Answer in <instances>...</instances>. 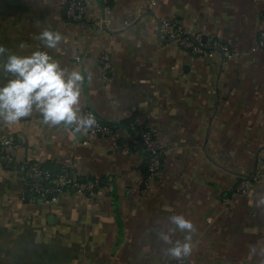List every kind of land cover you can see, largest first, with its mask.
Instances as JSON below:
<instances>
[{
    "label": "crops",
    "instance_id": "0c3cea01",
    "mask_svg": "<svg viewBox=\"0 0 264 264\" xmlns=\"http://www.w3.org/2000/svg\"><path fill=\"white\" fill-rule=\"evenodd\" d=\"M85 2L90 21L76 22L66 0H0V44L20 55L41 48L81 71V114L90 109L118 133L86 145L88 131L46 124L36 109L16 123L0 119V139L18 145L17 161L56 173L72 165L100 181L94 195L71 191L47 203L0 161V264H264V175L236 193L264 164V0ZM164 18L230 50L195 56L164 38ZM45 28L62 34L57 49L36 38ZM9 78L0 71V84ZM130 124L156 131L165 145L155 180ZM173 214L194 226L187 257L168 255L158 237L184 239Z\"/></svg>",
    "mask_w": 264,
    "mask_h": 264
},
{
    "label": "clouds",
    "instance_id": "9594fccd",
    "mask_svg": "<svg viewBox=\"0 0 264 264\" xmlns=\"http://www.w3.org/2000/svg\"><path fill=\"white\" fill-rule=\"evenodd\" d=\"M46 49H57L63 39L59 31L45 28L36 37ZM21 48L26 47L22 42ZM0 71L10 74L6 83L0 84V119L5 123H16L38 110L44 123L63 126L75 135L88 131L97 124L91 113L82 115L79 109L82 82L81 71L61 67L48 51L37 48L28 55L10 52L0 44ZM173 230L185 233L184 239L172 240L164 232L158 237L169 244L168 255L183 258L192 251L191 233L193 223L183 214L169 217Z\"/></svg>",
    "mask_w": 264,
    "mask_h": 264
},
{
    "label": "built area",
    "instance_id": "2783aa9c",
    "mask_svg": "<svg viewBox=\"0 0 264 264\" xmlns=\"http://www.w3.org/2000/svg\"><path fill=\"white\" fill-rule=\"evenodd\" d=\"M258 1V0H257ZM67 17L76 22L90 21V12L85 0H66ZM109 22V21H107ZM127 24V23H126ZM161 33L168 41L190 51L195 56H213L216 52L225 53L230 50L228 43L219 40H209L206 36L196 31H186L179 27L172 20L164 18L161 20ZM258 44L264 48V30L260 32ZM80 60V56H76ZM102 76L108 79L112 72V62L108 53H103L100 59ZM93 114L97 124L88 130L87 137L83 144H90L91 140L99 138H118V133L113 125L101 122L97 116L88 108L84 115ZM134 132H138L144 151L149 157L148 179L155 180L161 173L163 157L166 148L157 132L148 128L138 129L135 124H130ZM18 145L10 137L0 139V161L5 163L9 169L19 173L25 188L36 198L47 203H56L60 195L66 192H74L79 195H94L100 187V181L96 178L83 177L75 171L72 165L66 166L60 173L42 167L37 162L16 160L12 151ZM264 175V164L260 171L253 175L243 177L237 187V194L248 193L259 178Z\"/></svg>",
    "mask_w": 264,
    "mask_h": 264
}]
</instances>
